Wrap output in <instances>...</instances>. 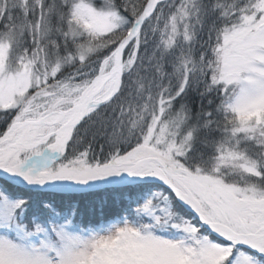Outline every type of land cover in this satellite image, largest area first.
<instances>
[{
  "label": "snow or ice",
  "instance_id": "1",
  "mask_svg": "<svg viewBox=\"0 0 264 264\" xmlns=\"http://www.w3.org/2000/svg\"><path fill=\"white\" fill-rule=\"evenodd\" d=\"M0 264H264V0H0Z\"/></svg>",
  "mask_w": 264,
  "mask_h": 264
}]
</instances>
